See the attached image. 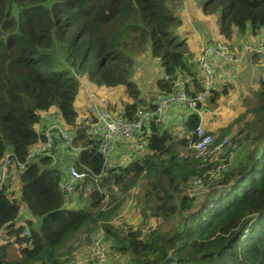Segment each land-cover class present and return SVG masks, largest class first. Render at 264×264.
Masks as SVG:
<instances>
[{"label":"trees","instance_id":"1","mask_svg":"<svg viewBox=\"0 0 264 264\" xmlns=\"http://www.w3.org/2000/svg\"><path fill=\"white\" fill-rule=\"evenodd\" d=\"M173 8L174 0H0V173L7 153H13L9 178L0 188V264H66L82 242L102 231L111 264L120 253L130 264H264V77L248 124L256 130L254 147L234 166L246 154L241 145L217 176L218 163L203 168L191 149L198 114L185 122L188 134L177 141L165 126L149 120L131 147L136 158L108 167L101 137L91 139L94 116L87 110L80 118L75 110L80 82L73 72L100 87L124 85L129 100L123 101L122 113L137 120L152 105L134 79L138 58L146 53L170 77L157 80L159 92L172 94L183 73L199 83L196 59L194 66L185 43L176 40L179 20ZM202 10L219 13L226 38L235 37L234 28L244 34L250 25L253 35L264 28V0H204ZM58 53L64 64L57 61ZM47 115H60L83 147L75 158L56 152L59 167L51 156L29 157L45 142ZM217 134V143L228 137L240 144L225 128ZM69 162L89 169L72 195L61 187ZM95 175H100L97 181ZM197 178H204L203 191L209 178L223 190H213L196 206L190 194ZM141 183L144 226L115 222L126 196ZM150 217L177 219L167 229L147 228ZM10 245L17 247L18 257L9 255Z\"/></svg>","mask_w":264,"mask_h":264},{"label":"rangeland","instance_id":"2","mask_svg":"<svg viewBox=\"0 0 264 264\" xmlns=\"http://www.w3.org/2000/svg\"><path fill=\"white\" fill-rule=\"evenodd\" d=\"M203 1L204 0H174L173 9L174 10L176 9L175 14L179 20V24L175 32L176 40L177 42L183 41L185 43V45L189 50L191 62L193 63L194 66H195L197 50L199 52L200 49L206 47L209 40H213V39L224 40L229 42L231 46L233 45L231 42L234 40V37L226 38L221 33L218 12L213 14H206L203 12L202 10ZM238 32L240 33V30L238 28L233 29V34ZM261 32H264V28L261 30ZM242 35L244 40L242 43L244 44L241 46L240 45L235 46L234 48L236 50L235 52H238L247 44L256 42V39L253 37L251 33L250 25L247 26L244 34ZM252 53L248 51L246 53L247 60L245 59L246 61L245 60L244 61L247 62L248 64L249 61H251V64L249 65L256 67L262 75L263 71L260 69V66L263 65L262 62L264 63V59L260 58L261 55H258L255 52ZM55 56L57 61H59L61 64L65 63L64 57L61 53H58ZM141 66H146L147 67L146 73L147 75L150 74V78L146 77V79L148 80L147 82L148 86L145 85L143 86L145 88V92L142 94V96L149 102V104H152L155 101L156 95L158 93L157 80L164 75V71L160 61L158 59H153L149 53L142 55V59L139 61V68ZM73 73L77 76L80 82L79 90L74 102L75 110L79 114L80 118H83L88 112L87 110H88V105L90 103V94H94L96 96L104 95L110 100L112 104L113 112L115 113L123 112L124 102L129 100L124 85H120L117 87H105V86L100 87L97 84H95L93 81L89 80L88 78L78 75L76 72ZM261 77L263 79V76ZM180 79L183 80V78ZM233 81L235 85L228 86L230 87L229 89L233 90V92L218 93L217 95H214L215 97L214 100L209 99L205 101L203 103L202 108L193 109L189 112V114H193V113L199 114V110H200L201 111L200 117L204 121V124H209L210 128L213 129L214 131L207 129L205 130L208 133L213 134L215 139H217L218 137L217 133L222 128H225V130H227L228 133L232 134L233 138L240 139V144L238 148H240V146L244 144V148H245L244 152H246V154L245 156L242 157L241 160H235L234 166H237L238 164L243 162V159L246 158L248 152L252 149V147H254L255 144L253 141V136L254 133H256V130L249 129L248 124L254 118V113L258 106L257 103H259V96L258 94H256L259 89V82L258 84L254 83L252 86H250L253 91V94H248V96L246 97H241L242 88L246 86L247 81L239 79L238 76L235 78V80L233 79ZM201 85L203 86L202 82ZM203 89L204 86L203 88H200V92H202ZM41 124L42 121L36 125V128L38 130L41 129ZM171 131L173 133L174 140L176 141L181 139L182 137L187 136L188 134V131L184 125L180 128L178 127V129H175V131L171 129ZM249 132L251 133V136L248 137L247 134ZM130 144L134 145L135 139L132 140ZM177 149L181 153L186 151L185 148H182V146L180 145L177 146ZM232 149H234V147H232ZM113 154L114 152L111 154L110 161L108 162V167L110 166L111 161L113 160ZM164 157L165 156H163V158ZM206 183L207 185L204 191L202 190V188H200L196 192L190 194L191 196H195L196 206H200L205 201V199L209 197L208 196L209 193L212 192L213 190L217 189L218 192H221L223 190V188H220V186L216 185L217 180L213 181L209 178L208 181H206ZM144 189H145L144 184L141 183L138 185L137 188L129 192V194L126 196V201L123 207L120 209L119 214L117 215L118 218L115 220V222L118 221V219L120 218L119 220H125V222L129 225H133L135 227L144 226L143 219L140 217L141 206L139 205V197L144 195ZM116 194L121 195V192L118 191L116 192ZM25 213H26V209L23 208L22 215H24ZM175 220H173L172 222L171 221L164 222L161 218L150 217L147 220V225L149 226L147 228H150L152 226V228L162 227L164 229H167L172 226V223L176 222ZM96 238H97V234L94 233L91 237L92 240L89 239L88 243L87 241L82 242L81 247L75 253L76 255L75 257H78L83 254H89L94 245ZM8 249H9L8 250L9 255L11 257L13 258L18 257V250L16 246L10 245ZM116 259L117 262L115 264H130V258L122 253L118 254V256H116Z\"/></svg>","mask_w":264,"mask_h":264},{"label":"built area","instance_id":"3","mask_svg":"<svg viewBox=\"0 0 264 264\" xmlns=\"http://www.w3.org/2000/svg\"><path fill=\"white\" fill-rule=\"evenodd\" d=\"M255 52L261 55L260 58L264 59V41H258L245 45L240 52H231L228 45L217 43L208 45L203 48L198 56L199 77L204 85L202 92L194 97H190L187 93L177 86L175 83L174 92L172 94L158 93L155 101L151 106L139 112V118L135 121H129L123 113H115L111 108L109 99L105 96H96L90 94V103L88 106L89 112L94 116L95 121L91 127V139L95 140L98 136L102 139L100 152L103 155L104 162L108 166L111 154L115 150L116 142L118 140L132 141L136 140L143 127L149 120H154L158 125L165 126L168 120V111L172 106L183 104L189 109H198L200 103L207 101L219 88L224 87L228 82L223 81L217 83L215 81L214 59L219 56L227 60L229 63H239L246 58V53ZM169 76L165 79L169 80ZM199 80V81H200ZM235 85V83H232ZM48 126L45 129V142L43 145L32 150L29 157L35 155L51 156L53 159L52 164H58L59 158L56 152H64L78 156L83 151V147L76 144L75 138L65 129L62 118L60 116H48ZM193 134L196 136L197 141L191 146L197 157L202 158V167L208 168L211 164L218 163L215 175H219L222 170H226L233 157L238 153L239 144H233L228 137H225L219 143L216 142L214 135L208 133L204 125L199 123ZM234 147V149H232ZM139 152H145L143 143L138 144ZM12 152H8L3 162L0 173V188L5 181L9 178V170L13 163ZM70 156V157H73ZM20 168H24L25 164L17 162ZM86 171H81L74 162L67 164V179L61 183L62 190L72 195L78 182L89 176ZM100 175H95V181L98 180ZM193 192L203 188L204 178H197L194 180ZM102 235L98 236L89 254H83L74 257L66 264H111L107 251L105 250L104 231ZM30 236L29 230L25 232Z\"/></svg>","mask_w":264,"mask_h":264},{"label":"crops","instance_id":"4","mask_svg":"<svg viewBox=\"0 0 264 264\" xmlns=\"http://www.w3.org/2000/svg\"><path fill=\"white\" fill-rule=\"evenodd\" d=\"M235 34L236 35L234 37V40L231 42L233 44L232 46L230 45L229 42L224 41V40H220V39L209 40L207 46L208 45H214L217 43H223V44L228 45L231 52L238 53L241 50H239L238 52H235L236 50L234 48L237 45H240V46L243 45L244 43H242V42L244 40H243V35L241 33H235ZM260 34H262V35H260ZM253 37L256 39V42L264 41V32L260 31L259 34L253 35ZM235 38H236V40H235ZM201 50L202 49H200V51ZM200 51L198 52V50H197V53H196V61H197V70L198 71H200L199 70L200 67L198 65V55H199ZM217 57H219V56H217ZM217 57H216L217 60L214 59V61H213L214 71H215V81L217 83L226 81V82H228V84H226L222 88H219V90L215 93V95H217L218 93L233 92V90L229 89L230 87H228V86L233 85L232 84V83H234L233 79L235 80V78L237 76L239 77V79L247 81L246 86H244L242 88L241 97H246V96H248V94H253V91H252L250 86H252L254 83L258 84V82H259V89L256 93V94H258V92L260 91V83L262 80L261 76L264 77V75H263V73L261 75V73L259 72V70L256 67L249 65V64H251V61H249V64H248L247 62H245L247 60V58H245L246 59V60L244 59L245 61L243 60L239 63L234 64V63H229L227 60L223 59L222 57H219V58H217ZM141 59H142V56H140L138 58L137 75L135 77V80L137 81L139 88L143 94L145 92V88L143 86L144 85L148 86L147 85L148 80L146 79V77L150 78V74L147 75V73H146L147 67L146 66H141L139 68V61ZM142 64H143V61H142ZM262 64L263 65L260 66L261 70H263V68H264V63L262 62ZM163 71H164V69H163ZM164 76H165V72H164V75L161 76V78H164ZM180 78H183V80ZM180 78H179V81L176 82L177 86L179 88L183 89L187 93V95L190 97L195 96V94L197 93L198 87H199L198 89H200V88H203V86H204V85L203 86L201 85L200 81H199V83H194L192 81V78L187 76L185 73L181 74ZM157 91L159 93V90H157ZM101 96H104V95H101ZM203 103H202V107H203ZM111 108H112V104H111ZM198 109H200V108H198ZM191 110L192 109L185 107V105H183V104H177L175 106H172L171 109L168 111V120H167V123L165 125L166 129H168L172 133L171 129H173L175 131V129H178V127L180 128L183 125L185 126V122L193 114H198V113L189 114V112ZM200 112L201 111L199 110V114H198L199 116L201 114ZM48 116L49 115H47V118H48ZM57 116H60V115H57ZM62 123H63V119H62ZM200 123H202L204 125L205 129L214 131L213 129L210 128L209 124H204V121L202 119H201ZM130 142L131 141L122 142L121 140H118L116 142V147H115V150L113 151L114 152L113 160L111 161V164L109 167H114L116 165H126V164H129L130 162H132L134 158H136V156L134 157L135 153L133 152V148H131L133 146V144H130ZM135 143H136V140H135Z\"/></svg>","mask_w":264,"mask_h":264},{"label":"bare ground","instance_id":"5","mask_svg":"<svg viewBox=\"0 0 264 264\" xmlns=\"http://www.w3.org/2000/svg\"><path fill=\"white\" fill-rule=\"evenodd\" d=\"M250 53H252V52H250ZM252 54H253V53H252ZM254 54H255V53H254ZM256 54H257V53H256ZM217 58H219V57H217ZM215 59H216V58H215ZM220 59H221V58H220ZM216 60H217V59H216ZM221 66H222V65H221ZM75 141H76V140H75ZM192 151H193V150H192ZM195 155H196V154H195ZM61 161H62V160H61ZM66 161H67V160H66ZM66 161H65V162H66ZM70 161H71V160H70ZM61 163H62V162H61ZM198 163H199V161H198ZM63 164H64V163H63ZM67 164H68V163H67ZM195 164H196V163H195ZM56 165L59 167L58 164H56ZM56 165H55V166H56ZM57 166H56V167H57ZM64 167H65V165H64ZM86 177H87V176H86Z\"/></svg>","mask_w":264,"mask_h":264},{"label":"clouds","instance_id":"6","mask_svg":"<svg viewBox=\"0 0 264 264\" xmlns=\"http://www.w3.org/2000/svg\"><path fill=\"white\" fill-rule=\"evenodd\" d=\"M200 52H201V51H200ZM199 54H200V53H199ZM198 56H199V55H198ZM199 73H200V71H199ZM164 79H165V76H164ZM216 92H217V91H216ZM216 92H215V93H216ZM159 93H160V92H159ZM215 93H214L209 99H211L212 97H214ZM157 94H158V93H157ZM156 97H157V95H156ZM155 99H156V98H155ZM209 99H208V100H209Z\"/></svg>","mask_w":264,"mask_h":264}]
</instances>
